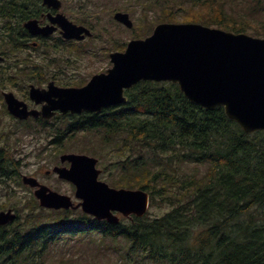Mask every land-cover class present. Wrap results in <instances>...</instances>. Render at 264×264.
<instances>
[{"label":"trees","instance_id":"1","mask_svg":"<svg viewBox=\"0 0 264 264\" xmlns=\"http://www.w3.org/2000/svg\"><path fill=\"white\" fill-rule=\"evenodd\" d=\"M171 3L187 12L180 21L233 32L249 29L224 10L228 0ZM14 5L3 6L14 13ZM19 12L27 16L24 9ZM162 12L158 21H178L167 7ZM125 94L124 104L84 114L74 127L53 134L97 136L100 155L105 157V149L113 155L106 165L111 164V185L145 189L150 207L166 209L113 224L80 210H46L31 195L23 205H13L16 221L0 226V264H64L46 262L49 247L85 234H97L107 245L122 240L124 255L159 264H264V132H245L223 106H200L172 82L139 81ZM18 176L15 160L0 150V193L13 192L11 184H21Z\"/></svg>","mask_w":264,"mask_h":264},{"label":"water","instance_id":"2","mask_svg":"<svg viewBox=\"0 0 264 264\" xmlns=\"http://www.w3.org/2000/svg\"><path fill=\"white\" fill-rule=\"evenodd\" d=\"M48 6H59L58 0H44ZM114 18L127 27L132 21L127 13L116 12ZM58 23L67 37L90 34L85 27L73 25L59 15ZM33 25L34 23H30ZM80 35V36H79ZM112 67L107 73L94 75L83 87L61 88V105L52 108L81 112L99 111L102 106L125 100L124 88L140 80L171 81L183 94L203 107L223 106L226 115L234 119L246 132L264 131V38L244 32H232L195 22H161L150 35L128 41L124 51L110 54ZM39 93L33 90L31 98ZM22 103H9V110L19 118L36 115L26 111ZM45 117L51 114L41 112ZM61 161L68 168L55 167L59 178L75 185L74 204L71 197L54 191L35 177L22 175V182L35 187L39 205L47 208H78L98 220L118 223L113 211L128 216H142L149 203L144 189L115 188L99 180L97 159L85 154L67 153ZM9 209L0 211V224L15 219Z\"/></svg>","mask_w":264,"mask_h":264},{"label":"rangeland","instance_id":"3","mask_svg":"<svg viewBox=\"0 0 264 264\" xmlns=\"http://www.w3.org/2000/svg\"><path fill=\"white\" fill-rule=\"evenodd\" d=\"M152 1L64 0L66 8L68 6L74 8L76 4H82L83 8H85V23H89L94 27V29H91L92 35L80 42L78 50L76 49L73 52L64 50L51 51L50 58L57 61V65L60 67L59 70L65 71L63 78L67 80L66 82L76 83L82 81L85 83L91 75L110 67L108 53L116 50V47L124 48L126 42L131 38H135V36H143L150 33L154 25L158 23L159 18L162 17L163 7H167L173 17L178 19L177 22L183 20L187 14L183 7H170L172 0L165 1V4L163 2L154 3L152 8H149L148 3H152ZM260 1L262 2L259 5L256 0H228V4H224V10L236 22L245 21L249 28L246 30L247 33L251 34L249 32L251 30L264 32L262 28V25L264 26V1ZM229 6H232V8ZM250 6L255 8L252 14L249 12ZM199 9L201 10V8ZM115 11L127 12L133 21V27L126 28L116 22L112 18ZM66 58L70 60L67 61V64ZM11 124H14L12 118L6 114L0 115V136L7 134ZM30 126L33 131L28 132L27 128H30ZM26 127H19L15 134V159H19V170L22 174L34 176L39 182L60 193L70 195L75 200L73 195L75 188L69 181L59 179L52 173L45 174V171H51L53 165L59 163L58 157L63 152L83 151L85 154L98 158L97 167L101 169L99 179L111 185L112 177L105 174L102 168L108 164L109 159L113 155L109 156V150L105 148V157L100 155L102 144L97 136L92 134L84 136L82 133H76L72 138L64 140L63 145H54L49 142V134L47 133V135L41 126L30 122ZM108 166L110 168L111 164ZM192 167L189 164L185 169L190 171ZM201 168L204 171V167L201 166ZM18 177L20 180V176ZM11 186L13 192L9 189L8 191H3V194L0 193V210L13 207L15 204L23 205L24 201L32 195V188L22 183L17 185L12 183ZM165 209L164 206L157 205L150 207L149 211H151L152 215H159ZM108 243L110 244L100 243L97 234L75 236L69 240L67 236L57 244L49 247L45 260L48 263H58L64 260V264H159L141 257L124 255L126 248L121 245L123 243L122 240L116 246L112 244V240H108Z\"/></svg>","mask_w":264,"mask_h":264},{"label":"flooded vegetation","instance_id":"4","mask_svg":"<svg viewBox=\"0 0 264 264\" xmlns=\"http://www.w3.org/2000/svg\"><path fill=\"white\" fill-rule=\"evenodd\" d=\"M7 1L15 4L14 13H10V9L3 6ZM5 8L6 11H4ZM21 9H24L27 16L21 18L19 12ZM84 9L79 3L74 8L70 6L66 8L64 0H59L58 7L48 6L44 0H0V115L6 114L14 121V124L9 126L7 134L0 136V150L15 160V174H22L19 170V159H15L17 124L26 125L31 122L41 127H50V130L62 131L68 127H74V122L87 114L86 112H72L69 109L63 111L60 108H52L61 105L58 97L61 88L80 87L84 83L82 81L66 82L67 80L63 78L65 71L59 70L57 61L50 58L51 51L73 52L78 50L80 42L90 37H67L64 35L66 31L57 21L58 16L61 15L73 25L83 26L86 24ZM31 22L34 24L31 25ZM65 61L67 64L70 60L66 58ZM34 89L39 93L37 100L31 98ZM15 102L22 103L19 108L22 109L24 104L26 111H34L37 115L31 114L26 119H19L9 110V103L13 105ZM104 109L105 107L102 111ZM46 110L51 114L50 117L39 116L38 112ZM101 112H96V114H101ZM51 136L49 133V142L54 145H63V141L67 140ZM10 140L13 142H7ZM82 152H63L62 154H82ZM62 154L58 157L59 163L53 165L51 171H45V174L56 175L55 167H69L70 163L67 160L61 161Z\"/></svg>","mask_w":264,"mask_h":264}]
</instances>
